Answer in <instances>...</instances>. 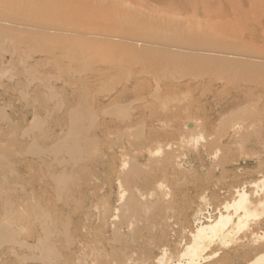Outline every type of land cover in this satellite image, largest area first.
Returning <instances> with one entry per match:
<instances>
[{"label": "rangeland", "instance_id": "obj_1", "mask_svg": "<svg viewBox=\"0 0 264 264\" xmlns=\"http://www.w3.org/2000/svg\"><path fill=\"white\" fill-rule=\"evenodd\" d=\"M3 1L6 0H1L0 3ZM82 1L83 3H81ZM84 1H71L73 4L77 3L73 5L69 0H33L21 5L22 8H26V11L19 6L20 8L15 12L17 17L21 16L25 21L31 19L30 21H36L38 24L46 23L45 25L58 23L57 26L61 25V27L58 26L57 28H63L64 31L73 26L72 30H68L63 36H58L56 33L53 38L43 40L33 32L0 30V255L4 253L10 255L6 264H26L25 257L37 253V251L25 248L19 243L23 237L19 227H21L20 217L25 202L31 206L41 200L43 204L56 202V204L61 205L65 199H68L72 205L69 204L70 207L67 208L68 210L72 209V212L67 210L69 215L65 214L63 220L67 222L76 220L78 217L77 213L80 212L83 204V197H79L75 189L73 191L80 177H82L78 173L84 174L86 172L89 175L91 171L94 172L90 162H87L88 165L80 164L81 161L76 162L68 153L70 148H75L79 143H82L84 150H86V158L92 154L91 157L98 159L103 154L102 151L107 149L109 155L113 156L115 163L120 162L121 154L124 153L128 157L138 160L143 169H147L153 159L159 158H151L149 153V148L153 147L157 140L173 142L172 150H176L177 147H181L183 139H190L194 135L203 133L205 138L197 142L198 145L191 144L184 149L181 147L177 153V155H184L182 170L184 174H179L177 178L180 181L188 179L189 183H193L187 185L190 186L189 189L184 187L179 192L196 196L201 194V191L206 190L205 192L210 197L212 194L216 195V198H212V200L215 199L214 202L220 204L233 198V189L237 185L264 177V138H256L257 133L264 125V114H260V108L264 101V74L254 70L207 68L195 64H184L179 70L181 73L189 74V76L202 74L203 77L199 79L188 78L192 82L190 89L163 91V95L166 94V97L170 95L168 106L187 105L190 102L201 103L199 106L204 107L205 110L200 113L197 112V115L203 118V122L213 118L212 125L205 126L203 124L194 130L184 129L182 123L175 120L180 116L182 118L187 116L180 112L179 115L168 114L164 116L165 123L162 126L153 127L151 125L153 115H150L149 110H146L148 114L146 113L145 117L129 123L133 114L131 105L127 103L109 104L106 101L98 107L94 101L96 98H104L105 94L110 89L112 90V87L117 86L116 83L119 85L118 78H115V74L118 72L108 66L110 62L122 61L139 68L138 64L142 59L137 54H127L121 47L109 45L100 39H104L105 33L107 36L109 34L123 36L124 33H127L124 35L127 36L130 32L133 33L136 27L131 28L135 26L132 25L135 21L139 25H143L150 19H158L160 16L164 18L162 15H169V13L159 11V8L155 7L157 5L155 3H158L157 1L164 3L166 0H101L102 2L100 0L95 2L94 0H86L87 2L91 1L89 4ZM176 1L184 4V1ZM212 1L211 3V0H195L193 7L183 10L184 22L191 19V23L190 21L186 23L191 30H205L203 32L210 30V27H207L210 22L206 21L205 18L207 17L206 9L211 8V5L216 7V1ZM93 3L94 5L91 6ZM250 3H253V6ZM250 3L247 2L246 5L242 6L238 3L236 6L239 9L235 7L234 10L232 8L225 14V16H231V18L228 17L226 29L232 34L236 33L241 36L248 35L251 31L248 32L247 30L254 29L258 32L261 41L259 43L243 41L239 43L234 36H224L223 41L232 43L227 44V48L258 47V49L264 50V10H262L264 9V0H250ZM140 4H143L144 8L134 15L125 13L127 9L134 5L139 7ZM195 4L198 6L194 7ZM79 6L80 8H78ZM112 6L118 7L113 8ZM55 8L57 9L56 12ZM61 10L63 11L61 12ZM216 10V13H214L215 10L213 11L214 17L223 18L221 14L225 9L219 10L218 8ZM151 14H155V17ZM123 16L126 18L124 19ZM204 20L206 23L203 22ZM126 21L127 23H125ZM129 22L133 23L130 24ZM255 23L257 27H255ZM53 24L51 25L56 27ZM123 24H128L124 33L122 27L125 26ZM203 24L205 26H201ZM262 25L263 27H261ZM214 28L215 31L219 32L220 29H225L221 25L214 26ZM74 30H76V35L80 30L81 33L92 31L90 33L97 32V34H104V36L101 35L103 37L101 38L93 33L94 35H87L91 39L84 38L85 35L81 36V33L78 36L73 35ZM37 33L43 35L44 32ZM131 33L128 36L135 34L131 35ZM91 35L92 37L96 36L92 38ZM64 36H67L68 39ZM93 39L96 40L93 41ZM107 67L111 68L109 76H101L99 77L100 80L98 76L94 78L97 70ZM111 74L113 76H110ZM141 75L139 80L142 81L138 80V83H143L145 87L150 86L152 84L151 74L141 73ZM116 77H119L118 74ZM83 78L84 80H82ZM166 82L171 84V81ZM182 83H187V81ZM237 85L243 87L244 92L248 95L247 99L242 104L240 103V106L243 105L241 110L234 109V111L218 113L216 111L218 105L224 104L233 96ZM71 108H74L78 114L77 117H73L74 120L63 115ZM134 114L138 113L134 112ZM39 117L43 119V122ZM104 119L127 123L97 130V124ZM46 121L47 123H45ZM77 122H80L83 128L81 131L77 127ZM235 123H238V127H236L237 125L233 127ZM57 124L58 126H56ZM50 126L55 128L50 129L53 128ZM48 128V132L52 131L53 133H46ZM48 134H52V136L46 138ZM87 135L91 139L93 138L89 144H85L83 140ZM52 146L56 147L54 153L50 152ZM37 151L49 155L50 160L44 168H41V161L37 164L38 158L35 156ZM217 151L218 157L215 153ZM225 154L230 156L228 157L229 162L220 165V159ZM25 160H28L30 164L27 168H24ZM114 162H112V166L114 171H117L119 164L116 165ZM63 165H67L68 176L63 181H53L49 175L60 174L61 170L64 169ZM80 165H85V167L81 168ZM84 169L88 170L85 171ZM187 173H190L191 176ZM193 177L195 178L192 180ZM62 182L64 185L61 184ZM182 183V186H185V183ZM39 184L44 188L41 187V189ZM118 190L116 184L106 190L107 198L115 206L120 203ZM160 220L161 218L158 216L154 225L166 227L167 224H160ZM145 223L147 224L146 221H142L135 225L133 233L139 237L138 240L141 237L144 238L139 240L142 247L138 249L137 253L145 256L146 264H152L150 256L157 254V250L147 245L143 246L144 242L151 243L155 239L159 244L171 245V249L174 251L173 245L178 240L177 236L171 235L169 242H159L162 236L152 230L149 224L145 227ZM260 226L263 228L260 227L259 233L264 234V223ZM137 232L140 233L137 234ZM131 235L132 233L128 230L125 232L127 238H130ZM110 238H114L113 235H110ZM73 262H75L74 264H86L81 259L73 260ZM230 263L243 264L240 260H231L228 264ZM168 264L173 263L169 262ZM202 264H207V262Z\"/></svg>", "mask_w": 264, "mask_h": 264}, {"label": "bare ground", "instance_id": "obj_2", "mask_svg": "<svg viewBox=\"0 0 264 264\" xmlns=\"http://www.w3.org/2000/svg\"><path fill=\"white\" fill-rule=\"evenodd\" d=\"M32 1L6 0L1 2L0 30L33 32L38 34L41 39L47 40L53 38L56 33L58 36H63L65 32L73 27H68V30L64 31L62 30L63 28L60 29L61 25H58L60 27L57 28L58 23H51L56 25L55 27L51 24L45 25L46 23L38 24V22L30 21L31 19L27 18H25L27 19L25 21L21 16H19L20 18L17 17L15 12L21 5ZM71 1L77 0H69L70 3H72ZM181 1H184V4L178 3L176 0H166L164 3L157 1L158 3H155L157 4L155 7L159 8V11H167L169 15L164 14L162 15L164 18L160 16L154 20L148 18L151 21H146L147 24L144 21L145 25H139L136 21L134 24H132L133 22H129L135 25L131 29L136 27V30H133L134 35L130 32L132 36H128L130 33L124 36L127 34L124 32H126V25L128 24H123L125 26L122 27V29L124 28V34L121 33L123 36L109 33L108 36L106 33L105 36L101 34L104 36V39L100 40H104V43L117 45L127 54H137L141 57L142 61L138 64L139 68L132 66L131 63L126 64L122 61L110 62L108 66L118 72L119 77H116L117 74H115V78H118L119 85L116 83L117 86L112 87V90L110 89L104 98H96L94 101L96 106L99 107L106 101L109 104L127 103L131 105L133 107V114L129 123L145 117L146 110H149L150 115H153L152 118L150 117L153 127L162 126L165 123L164 116L168 114L175 116L181 112L187 116L183 118L180 116L178 119L175 118V120L182 123V128L194 130L203 124L205 126L212 125L214 120L211 118L203 122V118L197 115V112L200 113L205 110L204 107L199 106L201 103L190 102L187 105L171 107L168 106L170 95L169 97H166V94L163 95V91L170 92L172 90L190 89L192 82L188 78L199 79L203 77L202 74H192L189 76V74L181 73L179 70L184 64H195L207 68L254 70L264 74L263 49H258V47L227 48L226 45L232 43L223 41L224 36L230 35L234 36L235 40L239 41V43H242V41L259 43L261 41L258 32L254 29L247 30L251 32L248 35L242 36L236 33L232 34L226 29L229 21L228 17L231 18V16H225V14L232 8L234 10L235 7L238 8L236 4L240 3L241 6L246 5L247 2L250 3V0H215V4L217 3L215 8L213 7L214 5L208 3L212 7L206 9L207 17L205 19L210 22L208 23L210 26H207L210 27V30L206 32H203L205 30L199 31V28L198 31L191 30L188 24H186L188 21L191 23V19L184 22L185 19L182 16L183 10L193 7V1L195 0ZM90 2L87 3L89 4ZM110 3L115 5L112 2ZM67 5L69 4L67 3ZM93 5L94 3L91 4V6ZM195 6L197 7L198 5L195 4ZM251 6H253V3ZM109 7L111 9V6ZM112 7L114 8L115 6ZM143 8V4H140L139 7L134 5L127 9L125 13L134 15V13ZM218 8L219 10L225 9L223 14H221L223 17L221 19L217 16L214 17L213 14V11L215 10L214 13H216V9ZM24 10L26 11V8ZM56 10L55 8V12ZM151 15L155 17V14ZM206 21L204 20L203 22L206 23ZM217 25H221L225 29H220V32L215 31L214 26ZM64 28L67 29L66 27ZM37 32L44 33L41 35ZM70 32L73 34L72 31ZM73 32V35H76V30ZM78 32L76 36L81 33L80 30ZM85 32H83L84 34L81 33V36L85 35L84 38H90L87 36L89 34H97V32L90 33L92 31L87 32L88 34ZM60 33L63 34L59 35ZM245 33L247 34V32ZM64 38H67V36H64ZM108 44L106 45L108 46ZM110 69L107 67L97 70L94 78L98 76L99 79L101 76H109ZM141 73L151 74L152 84L150 86L145 87L143 83H138L141 80H139V77L142 76ZM110 76H113V74ZM86 80L89 81L88 79ZM166 81H171V84H168ZM184 81H187V83H182ZM76 83L78 84V81ZM247 97L248 95L244 92V88L237 85L233 96L224 104H219L216 111L220 114L230 110L234 111V109L240 111L243 106H240V103L242 104ZM134 105L136 106L134 107ZM134 112L138 114H134ZM260 114H264V101L260 108ZM63 115L71 117L73 120V117L78 116L74 108L67 110ZM40 120L43 122L42 118ZM126 123L113 119H104L97 124L96 129L103 130L109 126ZM237 124L235 123L233 127ZM77 127L80 131L83 129L80 122H77ZM49 128L46 133H53L52 131L48 132ZM259 131L256 138H264V125ZM50 135L52 136V134ZM50 135H46V138L50 137ZM204 138V134L199 133L190 139H183L181 147L183 149L184 147L188 148L191 144L195 145ZM83 140L85 144H89V141L93 140V138L91 139L87 135ZM181 147L179 146L176 150H172L173 142L157 140L153 147L149 148V153L151 158H159L153 159L147 169H143L138 160L130 158L124 153L121 154L120 162L115 163L113 156L109 155V150L107 149H104L102 151L103 154L96 159L93 156L91 157L92 154L90 152H88L90 156L86 158V150H84L82 143L77 144L75 148H70L68 153L72 159L76 160V162L81 161L80 164L88 165L89 163L87 162H90L94 168V172H90L89 170V175L85 172L88 169H84L85 173H83L87 176L78 173L82 177H80L79 182L73 188V191L75 189L79 197H83V200L81 199L83 201L81 210L77 213L78 217L76 220L66 222L63 220V217L65 214L69 215L66 212L68 210L67 207L71 204L68 202V199H65V202L61 205L56 204V202L43 204L41 200L39 203L31 206L25 202L20 217L21 227H19L23 237L19 243L25 246V248L37 251L33 256L25 257L26 264H74L73 260L76 261L77 259H81L86 264H146L147 259L145 256L137 253L138 249L142 247L139 240L143 237L138 240L139 237L133 233L134 226L142 221L147 222V224L145 223L146 226L144 225L145 227L149 224L152 230L156 231L159 236H162L159 242H169L171 235L177 236L178 240L173 245L174 251H172V247L169 244H159L155 239L151 243H146L144 240L143 246L147 245L157 250V254L150 256L152 264H168L169 262L173 264H202L204 262H207V264H228L231 260H240L243 264H264V234L259 233V229L262 227L260 224L264 223V177L263 179L245 181L237 185L233 189V198L221 204L214 202L215 199L212 200V198H216V195L212 194V197H210L205 192L206 190L204 192L201 191L202 193L196 196L182 194L179 191L184 187L189 189L190 186L187 185L193 183H189L188 179L180 181L177 178L179 174H184L182 173L184 155H177ZM55 150V146L50 148L51 153H54ZM218 151L215 152L216 157L219 155ZM219 152L221 153V151ZM35 156L38 158L37 164L41 161V168L48 165V160H50L49 155L47 156L44 152L37 151ZM228 157L230 156L223 155L219 164H228ZM112 162L116 165L119 164L117 171H114ZM23 164L24 168L30 166L28 160H25ZM63 166L64 169L61 170L60 174L49 175L53 181H63L66 179L68 168L67 165ZM80 167H85V165H80ZM80 170L83 171L82 169ZM182 182L185 183V186H182ZM61 184L64 185V182ZM113 184H116L119 189L118 197L120 203L118 206L113 205L106 196L107 188L112 187ZM39 185L40 188H44L41 184ZM68 211L72 212V209ZM158 216L161 218L160 224H167V228L165 226L154 225V221ZM127 230L132 233L130 238L125 236ZM140 232H137V234ZM110 235H113L114 238L109 239ZM9 256L8 253L0 255V264H6ZM211 259L215 260L211 261Z\"/></svg>", "mask_w": 264, "mask_h": 264}]
</instances>
